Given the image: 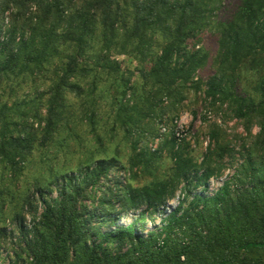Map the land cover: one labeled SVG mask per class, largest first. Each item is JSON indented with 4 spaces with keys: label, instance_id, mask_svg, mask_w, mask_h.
I'll return each instance as SVG.
<instances>
[{
    "label": "trees",
    "instance_id": "trees-1",
    "mask_svg": "<svg viewBox=\"0 0 264 264\" xmlns=\"http://www.w3.org/2000/svg\"><path fill=\"white\" fill-rule=\"evenodd\" d=\"M201 87L250 142L213 125L198 161L156 127ZM79 126L101 148L59 169ZM0 264H264V0H0Z\"/></svg>",
    "mask_w": 264,
    "mask_h": 264
},
{
    "label": "rangeland",
    "instance_id": "rangeland-1",
    "mask_svg": "<svg viewBox=\"0 0 264 264\" xmlns=\"http://www.w3.org/2000/svg\"><path fill=\"white\" fill-rule=\"evenodd\" d=\"M200 47L204 48V51L209 55L210 59H212L216 53V41L214 37L211 35H207L206 38L203 39ZM113 60H116L121 65V70L124 69L134 70L136 67V63L129 56L125 54L117 55L112 57ZM211 70L207 68L204 72L199 75V78L204 80L207 75H209ZM48 87V83L42 82L38 84L39 91L35 93H30L28 99L35 100L36 102H43L45 99L44 92ZM204 88H200L197 93H190L188 98L183 104L184 110L180 113V116L177 118L170 117L169 124L165 125V123L161 125H157V130L160 136L168 134L170 130L175 133H179L181 138L180 140L190 141L192 144L194 143V156L199 161L201 153L204 151L205 147L208 144V131L211 126H216L220 130L224 131L229 137L228 139L231 141L232 146H234L235 151H238L241 146L244 144L242 141L243 138L246 141L250 142L249 139L246 138V134L244 132L243 126L236 121H230L226 119L224 108L220 109V113H215L214 110L205 106L204 103ZM78 107V103L75 104ZM76 109V108H75ZM172 118V119H171ZM165 121V120H164ZM86 127L79 126L78 129H75L77 138L73 137L70 140L66 141L63 146H66L70 155L66 157V160L63 158V155L57 151H53V154L58 152V161L56 165L59 169H69L74 170L75 166L78 164L80 160H84L89 157L92 153V149L101 148V144H98L93 137L88 136L85 131ZM258 132L257 128L252 130V136H255ZM156 141L152 148L154 149L157 145ZM196 142V145H195ZM121 143V136H117L112 139L111 143L106 146L109 151H113ZM87 147L89 149L86 155L82 154V148ZM123 149V148H121ZM125 154L123 153L122 156ZM40 152L36 151L33 153V156L28 161L23 173L20 177L18 188L22 191L26 184H30L33 181V178L41 173V160ZM231 171H227L225 176H229ZM225 177L223 178V180ZM211 190H215L219 187L217 182H210ZM14 192V191H13ZM179 196V195H178ZM178 197L169 203V208H173L177 205ZM132 221L131 216H126L121 220V224L125 225ZM159 223V220L156 219V224ZM147 231L151 230V224L149 222L146 223Z\"/></svg>",
    "mask_w": 264,
    "mask_h": 264
},
{
    "label": "built area",
    "instance_id": "built-area-1",
    "mask_svg": "<svg viewBox=\"0 0 264 264\" xmlns=\"http://www.w3.org/2000/svg\"><path fill=\"white\" fill-rule=\"evenodd\" d=\"M176 138H177L178 140H180L181 136H180L179 133H176Z\"/></svg>",
    "mask_w": 264,
    "mask_h": 264
}]
</instances>
